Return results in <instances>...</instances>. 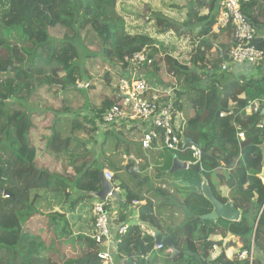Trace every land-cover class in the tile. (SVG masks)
Segmentation results:
<instances>
[{"label": "trees", "instance_id": "obj_1", "mask_svg": "<svg viewBox=\"0 0 264 264\" xmlns=\"http://www.w3.org/2000/svg\"><path fill=\"white\" fill-rule=\"evenodd\" d=\"M32 1L47 7V13L21 0H0V188L14 197L0 198V264H103L97 258L99 247L88 236H73L66 214L48 213L47 229L42 231L43 234L52 231L56 249H53L54 239L47 245L42 235L26 228L31 218L43 213L38 206L37 192L68 197L69 203L60 206L66 210L73 209L80 201L90 204L100 201L95 193L101 188L99 172L105 168L101 164L103 151L100 149L101 154L95 155V147L100 146L97 135H103L101 144H104L107 135L112 134L101 130V115L111 105L109 99L95 110L83 96L84 112L91 115H73L66 136L53 128L55 119H49V115L39 119L40 124H48L47 131L39 132L29 110L32 105H39L37 92L42 87L57 94L69 84L67 75L71 72L82 75L81 71L77 72L79 52L74 40L86 28L100 40L106 63L119 75L127 74L128 64L119 67L124 57L144 48L149 49L153 60L150 78L155 75L160 79L154 71L165 65L167 72L184 88L176 95L185 94L189 98L184 136L204 150L201 172L187 169L169 174L175 155L165 150L168 159L161 161V165L154 163V176L146 174L147 166H140L137 177L127 174L123 177L124 167L109 161L111 183L120 194L103 203L115 223L127 226L118 237L120 264H169L171 261L175 264H249L248 260L227 258L224 250L216 259H211L213 247L217 245L212 238L227 235L237 237L242 243L241 249L249 250L253 245L256 256L252 264H264V176L260 175L264 170L260 149L264 141V115L241 112L247 102L264 95V66H238L221 71L233 32L231 28L212 32L215 22L210 14L218 0H185L189 2L188 14L181 27L155 18L158 33L173 32L194 41L188 47L189 63L194 71L169 55L155 57L157 47L162 49L163 44L151 35L128 32L125 16L131 12H127V0ZM205 7L209 13L200 15L199 11ZM241 11L254 27H264V0H252ZM133 17L140 19L144 15L134 10ZM50 30L65 31L64 38L55 40ZM254 45L264 50V39H256ZM251 69L257 71L256 75L247 73ZM229 101L236 104L235 116L220 118V112L228 109ZM176 107L183 112L180 100ZM37 131L38 146L32 135ZM238 132H243V141L237 139ZM80 133L84 139L76 138ZM119 142L125 144L123 138L116 141L117 146ZM126 143L129 144L128 140ZM79 149L83 153L76 156L74 152ZM59 155H63L64 163L57 168L55 160H59ZM44 156L50 159V165L40 167L36 163ZM138 157L146 160L144 156ZM175 157L191 159L180 153ZM76 161H82V165L76 168ZM167 179L174 183L168 187H163V183L157 186ZM202 179L207 180L217 200L230 201L241 211L239 221H193L212 212L211 204L200 192ZM128 208L133 216L125 220ZM140 224L153 232L144 233ZM155 235L169 236L172 241V249L163 245L159 257L153 251ZM67 244L73 250L72 255L63 253ZM231 246L228 244L226 248ZM173 250L177 251L174 258ZM50 252H56L55 259Z\"/></svg>", "mask_w": 264, "mask_h": 264}, {"label": "rangeland", "instance_id": "obj_2", "mask_svg": "<svg viewBox=\"0 0 264 264\" xmlns=\"http://www.w3.org/2000/svg\"><path fill=\"white\" fill-rule=\"evenodd\" d=\"M127 1L129 4L127 12H131L130 14L125 16L126 18L125 20L129 25L128 32L130 33L143 32L145 34L151 35L152 37L156 38L163 44V48L161 49V47H159V49L157 50L158 53L155 57L157 58L160 57L161 59L164 54L169 55L171 56L172 59L176 60L179 64H182V65L184 64L194 71L195 69L193 68V65L189 63V55H188V52H189L188 47L192 46L193 43L188 41L186 37L178 36L177 34L173 32H169L166 34H160L158 33V29H156L155 27V24H156L155 18L157 17L160 19H164L168 22H173L177 26L181 27L182 23L186 20V17H187L186 12H187L188 2L185 0H127ZM121 3L125 4L124 2H121ZM134 10H139V13L144 15V17L140 19L137 17H133ZM253 30L254 32L256 31V33L258 34H261V30L259 31V28H256L253 26ZM64 33L65 31L50 30V34L52 38L58 41L64 38ZM74 41H75V45L79 52V59L77 61V66L79 67L80 70L78 69L77 72L79 73V71H81L80 73H82V75L77 74L76 72H71L69 75L66 76L67 79L69 78L68 79L69 84L67 85L66 89H64L63 91L59 90V92H57V97L55 98L56 99L55 106L57 107V109H60V111L55 112L53 110L48 116L49 119H51L52 117L59 116V115L62 117L61 120L63 121L61 123V126L57 127L58 133H60L62 136L69 135L68 125L73 115H75L76 113H83L87 115L83 111L84 109L82 107L83 96L87 97L91 108H94L95 110L102 108L103 102L107 99H109V101L111 102V105L109 106L110 108L116 105H121L122 100H123L122 99L123 94L121 95L120 88L118 87V85H120V83L124 81V78L121 77V75H119L117 71H115L109 64L106 63V59L103 56V47H102L100 40L97 39L93 35L92 32H90V28H86L79 32L78 38H75ZM146 49L149 50L148 48ZM124 62L121 61L119 63V67L123 66ZM151 66H153V64ZM151 66L150 67H139L138 69H136V71L139 72L138 78H133L132 72L134 71V69L132 66H130V68H127L128 71L130 70L128 74H122V75L128 76L130 78L132 77L133 80L140 79L144 83L148 82L152 84L153 86H160V83H164V84H167L169 82L175 83V88L177 92L179 91L183 92L184 88L179 85L176 77H174L172 74L167 72L165 65H162L159 71L157 72L154 71V73L158 75L160 79H156L155 75L154 77H151L153 78L151 79L149 75L151 74V72H153V69ZM79 75H81V77H85L87 80H85V82H82L83 80L81 79V77H78ZM125 82L127 81L125 80ZM154 82H156L157 84L156 83L154 84ZM81 89L82 91H80ZM153 90H157V89H153ZM53 95L55 96V93H53L52 90L48 89L45 86L39 89L37 92V97L40 101L43 99H46V100L51 101V103L54 105V102L52 101L54 97ZM175 98H176V101L180 100L181 104L184 106L183 112L185 113L186 117H184L183 119L186 121V127H187V121L189 117L188 113H189V108H190L189 98L185 94L180 97L177 96ZM14 107L19 108L17 106H14ZM38 107L39 105L35 104L29 108V110L33 113L32 119L34 120V123L37 125L36 129L39 132L47 131L45 127L46 126L45 122L41 124L38 123L40 122L39 121L40 114H38L39 113ZM61 109L63 112L61 111ZM90 115L91 114H89L88 116ZM108 130L111 133L116 132L120 134L118 135V138L114 137L113 135H107L106 140L108 141L107 144H109L110 146H114V152L111 155L112 161L114 160V162L121 164V167L125 165L123 164L125 162V159L122 157V155H120L119 157V154H118L119 151L115 147L116 141L121 140L123 138L124 143H125L124 145H129V147H126V148L130 149V147L132 148V145H130L131 143L130 141L131 139H133L132 138L133 136L136 137L137 135L136 133H138V137H136V140H139L137 142L139 143L140 148L145 150V154L147 155V157L151 158V162H152L150 164L151 168L147 170L146 172L147 175L154 176L155 174V169H154L155 164L154 163H156V165H161L160 164L161 161L166 162V160L168 159V156L164 151L163 153H160L159 155L157 154L158 156L156 155V149L159 148V146L157 145H160L159 142L154 143V146H157V147H154L153 150H152L153 147L152 148L142 147V144H141L142 141L140 140L141 139L140 132H144L145 126L140 125L139 123H129L127 121H124L123 123L108 125L106 128V131ZM38 131L37 133L33 132L32 134L34 144L38 143V138H39ZM76 136H77L76 138H78L79 140L80 138L84 139L81 133L77 134ZM120 136H122V138ZM127 140L129 144L126 143ZM99 142L100 140H98V143ZM89 146H91L90 143H89ZM196 146L200 147L198 145ZM96 148L97 147H95V155H97L98 153V152L96 153V150H97ZM82 153L83 151L81 152V154ZM142 156L144 155L142 154ZM179 158L181 159L180 155H179ZM126 161H127L126 165H130V169L132 170H138L140 166H143L141 165L142 164L141 161L135 162L134 159H130V158L126 159ZM131 162H133L134 164L133 165L130 164ZM36 164L40 166L39 165L40 162H37ZM126 165L123 170V177H126V174H127ZM109 172L112 173L111 170H109ZM127 176H132V175L127 174ZM161 183H163L162 184L163 187H168L169 184L174 183V180L167 179L162 182L160 181L157 183V186L161 185ZM37 196H39L38 206L41 208L43 213L39 215L38 217L31 218L26 223V228H28L33 233L42 235L46 240V244L50 245L52 240L54 239V235L52 231L49 230L50 232L46 231L45 234L42 233V231L47 229V226H46L48 223L47 214L48 213L52 214L54 212L60 211L61 204L63 205H65L66 203L68 204L69 200H68V197L65 198V196L63 197V195H57V194H51V193L45 194L43 192H37ZM67 217L69 218V223H70L71 231H72L71 233L73 234V236H76L77 233H84L88 225H93L90 219L89 213L83 217L80 214L71 215L69 212L67 213ZM230 242L231 244H235L236 247L242 246V243L240 242V240H238L237 237H234ZM55 244H56V239H54L53 249H56ZM65 252H67L69 255H72L73 253L71 246H69L68 244L66 245L65 251L63 253L65 254ZM50 254L54 256V259L56 258V256L54 255L56 254V252H53V253L50 252ZM159 254H161V251H158L156 255L159 257ZM213 256L214 255H211L212 260H213ZM169 264H175V263L171 261Z\"/></svg>", "mask_w": 264, "mask_h": 264}, {"label": "built area", "instance_id": "obj_3", "mask_svg": "<svg viewBox=\"0 0 264 264\" xmlns=\"http://www.w3.org/2000/svg\"><path fill=\"white\" fill-rule=\"evenodd\" d=\"M251 0H220L218 3L217 17L212 31L218 33L221 30L232 29V43L227 59L221 65V71L234 69V67L244 66H264V50L258 49L254 41L260 35L254 32L251 22L242 14L241 8ZM158 49V48H157ZM127 68L133 67V78H138L136 71L139 67H150L153 60L149 57V52L144 48L140 52L133 53L130 57H124ZM127 70V69H125ZM130 71V70H129ZM127 70V74L129 72ZM124 81L118 85L122 97V104L109 107L101 115V130L104 132L108 125L123 123H139L145 126L142 133V147L154 148L159 146V150L174 153V155L187 154L191 159L184 160L187 165L201 162V147L194 144L184 143V132L186 131V121L184 116L176 107L175 83H160V86H153L144 83L140 79H132L121 75ZM125 80L127 82H125ZM157 89V90H153ZM161 87V88H160ZM243 98V96H242ZM228 109L220 112V118L234 117L237 109L235 102L229 101ZM246 115L261 113L264 115V95L256 100L249 101L246 107L241 110ZM186 117V116H185ZM264 122V120H263ZM235 126V123H233ZM262 124L258 125L261 127ZM162 133V135H161ZM237 139L244 140L243 132L236 134ZM159 142L160 145L154 146ZM192 160V162H191ZM137 172V170H133ZM113 174L105 171L104 178L112 182ZM91 214L93 218V229L89 238L99 247L97 258L103 264H120L122 260L118 254V237L127 229L126 224H116L113 218L106 212L104 203L97 202L92 206ZM253 244V243H252ZM162 244L157 245L161 250ZM215 248V247H214ZM234 249V248H233ZM264 251V248H263ZM256 251L251 245L249 250L236 248L230 258L237 260H248L252 264Z\"/></svg>", "mask_w": 264, "mask_h": 264}, {"label": "crops", "instance_id": "obj_4", "mask_svg": "<svg viewBox=\"0 0 264 264\" xmlns=\"http://www.w3.org/2000/svg\"><path fill=\"white\" fill-rule=\"evenodd\" d=\"M218 3H219V0H218V2L216 3V5H215V7H214V9H213V11L211 12V16L212 17H214V22L216 21V17H217V10H218ZM189 6V2H188V4H187V7ZM187 14H188V12H186ZM199 13H200V15H207L208 13H209V10H208V8L207 7H205V8H203V9H201L200 11H199ZM185 31H186V29H184ZM198 29H195V31H197ZM261 30V34H259L260 35V38L261 39H264V27H262V28H259V31ZM188 39V41H190V42H192V43H194V41L192 40V39H190V38H187ZM157 47V46H156ZM158 48V47H157ZM159 49V48H158ZM261 67H263V66H261ZM239 72V71H238ZM256 70L255 69H251V70H248V74H250V75H256ZM258 74V73H257ZM54 96V95H53ZM57 97V94H55V96L53 97V99H52V101L54 102V105L51 103V101H49V100H46V99H43V100H39L38 101V104H39V107H38V109H39V113L38 114H40L39 115V119H43L46 115H49L53 110L55 111V112H57V111H60V109H57V107L55 106V103H56V98ZM82 107H84V101H83V104H82ZM83 111H85V110H83ZM182 114H183V116L185 117L186 115H185V113L184 112H181ZM86 114H88V113H86ZM51 119H55L54 121V123H53V128L54 129H56V131H57V127H59V126H61V123H62V121L63 120H61L62 119V117L59 115V116H56V117H52ZM58 120V121H57ZM39 123V122H38ZM40 124V123H39ZM46 124V123H45ZM48 126V124L45 126V127H47ZM137 135H136V137H138V133H136ZM102 135V134H101ZM100 134L99 135H97V138H96V140H100V142H99V145L100 146H97V150H96V153L97 154H101L100 153V149H102V151H103V156L101 157V164H103L104 165V172L105 171H108L109 172V161L110 162H112V158H111V155L113 154V152H114V146H110L109 144H107L108 143V141L107 140H104V145H102L101 144V142L103 141V135L101 136ZM111 135H113L114 137H118V135H120V134H118V133H116V132H113ZM140 135H142L141 134V132H140ZM121 138H122V136H120ZM136 137L135 136H133L132 138L133 139H131V143H130V145H132V148L130 147V149L129 148H126V147H129V145H124V144H122V143H120L119 142V146H116V144H115V147L118 149V154H119V157H120V155H122V157L125 159V162L123 163V164H125L126 165V163H127V161H126V159H134V161L136 162V161H141L142 162V165L145 167V166H147V170L148 169H150L151 167H150V164L152 163L151 162V158L150 157H147V155L145 154V150H143V149H141L140 148V146H139V143L137 142V141H139V140H136ZM113 143V142H112ZM114 144V143H113ZM37 146L39 145V143H37L36 144ZM124 145V146H123ZM121 147V148H120ZM154 148H152V150H153ZM125 150H127V153H125ZM81 152H82V150L81 149H79V150H77V151H75L74 153H75V155L76 156H80V154H81ZM159 152H163V150H158V149H156V155L159 153ZM142 154L144 155V157L146 158V160H141V158L140 157H138V156H142ZM117 156V155H116ZM127 156H128V158H127ZM62 157H63V155H62ZM62 157H61V155H59V160H55L56 161V163L58 164L57 166H55V167H57L58 168V166H62L63 165V161H64V159H62ZM106 159V160H105ZM179 159V158H178ZM50 159H48V157L47 156H44L43 158H42V160H39V162H40V164L39 165H41L42 164V166H44L45 164H48V165H50V161H49ZM65 161H67V162H70V160H65ZM73 161V160H72ZM181 161H183L184 162V160H181ZM59 162V163H58ZM113 163H117V162H114V160H113ZM79 165H82V161H76V168L77 167H79ZM121 165V164H120ZM125 165L123 166V167H125ZM108 168V169H107ZM130 171H132L133 172V174H134V176L136 175V172H134L132 169H130ZM137 172H138V170H137ZM127 173V172H126ZM127 174H130V173H127ZM133 174H131V175H133ZM149 174V173H148ZM263 174H264V171H263ZM264 176V175H263ZM135 177H137V175L135 176ZM262 181H263V183H264V177H263V179H262ZM114 187V186H113ZM116 189V188H115ZM117 192V194L119 195L120 194V191L119 190H117L116 191ZM60 195H62V194H60ZM75 196V195H74ZM73 196V197H74ZM96 203V202H95ZM144 202H142V204H143ZM92 205L93 204H90L89 203V201L87 202V201H80V202H78L76 205H74V208L72 209V207L69 209V210H66V209H62V208H60V211H58L59 213H63V214H66V217H67V213H69L70 212V214L71 215H73V214H75V215H81V216H85L86 214H88L89 213V215H90V219H91V221H92V223H93V219H92V216H91V209H92ZM116 210V209H115ZM132 212L133 211H131V208H128V209H126V211H125V214H124V216L126 217H124V219L125 220H129V219H131L132 218V216L133 215H131L132 214ZM112 218V217H111ZM67 219H68V221H69V218L67 217ZM113 222H114V220H113ZM115 223V222H114ZM117 224V223H116ZM121 224V223H120ZM125 224V223H124ZM140 228H141V230L145 233L146 231L147 232H153V231H151V230H147V225H141L140 224ZM69 229L71 230V226H70V223H69ZM91 230H92V225H88L87 227H86V229H85V232L84 233H77L76 234V236L77 235H79V234H81V235H89L90 233H91ZM72 232V231H71ZM123 235V234H122ZM121 236V235H120ZM228 237H225V238H222L221 236H215L214 238H212V240L213 241H215V242H217V245L216 246H214L215 248H214V250H213V253H212V255H214L213 256V260L214 259H216L217 257H218V255L223 251L224 252V254L227 256V258H230V255L234 252V250H233V248L234 249H236V248H240V247H236V245L235 244H233V247L231 246V247H227L226 248V246L228 245V244H231V240L234 238L233 236H231V235H227ZM155 237V236H154ZM155 239V238H154ZM239 240V239H238ZM241 242V241H240ZM159 244V243H158ZM158 244H156V243H154V247H153V251L154 252H158V251H161V250H158L157 249V245ZM231 253V254H230ZM176 255V254H175ZM175 255L173 254V258L175 257Z\"/></svg>", "mask_w": 264, "mask_h": 264}, {"label": "water", "instance_id": "obj_5", "mask_svg": "<svg viewBox=\"0 0 264 264\" xmlns=\"http://www.w3.org/2000/svg\"><path fill=\"white\" fill-rule=\"evenodd\" d=\"M23 1L25 4L28 5H32L36 8L41 9L43 12L47 13V7H43L41 6L38 2L32 1V0H21ZM184 143L186 144H193L192 140L190 138H184ZM260 149L262 151V166L264 167V141L262 143V145L260 146ZM202 153V157L204 156V150H201ZM193 170L196 172H201V163L197 162L195 164H190L187 165L185 162L181 161L180 159H178L177 157H174L172 160V164H171V168L169 169L168 173L172 174L176 171H180V170ZM263 171L261 172V176L263 177ZM126 172L133 174L132 171H130V165H126ZM98 178L101 182V188L98 192L95 193V196L100 200V201H104L106 200L109 196H113V197H117L118 194L117 192H115L112 189V185L110 184V182L106 181L104 178V174L103 171L99 172ZM0 181H1V176H0ZM200 192L203 195V197L211 204L212 206V212L200 217H195L193 219V221H210V222H214L217 220H223L226 222H237L240 220V216H241V211L238 210L234 204L230 201H227L225 203L220 202L219 200H217L211 189L210 186L207 182L206 179H202L201 182V186H200ZM4 197V198H12L14 199L13 195L7 191V190H3L0 188V198ZM155 242L156 244H163L165 246H167L168 248L172 249V241L171 238L169 236H161V235H155ZM174 255L177 254V251L173 250Z\"/></svg>", "mask_w": 264, "mask_h": 264}, {"label": "clouds", "instance_id": "obj_6", "mask_svg": "<svg viewBox=\"0 0 264 264\" xmlns=\"http://www.w3.org/2000/svg\"><path fill=\"white\" fill-rule=\"evenodd\" d=\"M103 174H104V171H103ZM110 184L112 185V183H110ZM112 186H113V185H112ZM112 189H113L115 192L118 190V189H115L114 187H112ZM110 197H112V196H109L108 198H110ZM108 198H107V199H108ZM107 199H106V200H107ZM106 200H104V201H98V202H105ZM96 203H97V202H96ZM94 204H95V203H94ZM94 204H93V205H94ZM93 205H92V206H93ZM104 207H105V206H104ZM105 210H106V209H105ZM90 212H91V211H90ZM106 212H107V211H106ZM91 216H92V214H91ZM92 219H93V218H92ZM92 229H93V225H92ZM91 232H92V230H91ZM90 234H91V233H90ZM90 234H89V235H90ZM123 234H124V233H123ZM89 235H87V236L89 237ZM121 235H122V234H121ZM90 240H91V239H90ZM91 241H92V240H91ZM213 250H214V247H213ZM229 259H232V258H229Z\"/></svg>", "mask_w": 264, "mask_h": 264}]
</instances>
